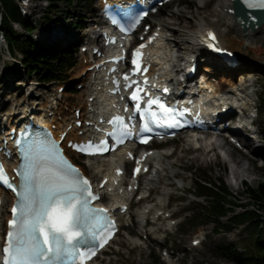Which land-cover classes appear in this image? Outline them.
Returning <instances> with one entry per match:
<instances>
[{"label":"rangeland","instance_id":"374dc122","mask_svg":"<svg viewBox=\"0 0 264 264\" xmlns=\"http://www.w3.org/2000/svg\"><path fill=\"white\" fill-rule=\"evenodd\" d=\"M220 1L173 0L161 8L164 13L160 15L156 13L152 16V23L155 27L158 24H163L174 29L192 30L197 26L196 21L205 15L206 22L213 25L221 37L227 38L229 43L233 42L236 45L229 44V46L237 47L238 42H242L243 37L223 21H219L220 17L214 9ZM48 4L47 0H31L29 2L30 19L36 29L29 34L20 32L24 34L22 40L30 36L41 44L59 45L64 48L78 42L77 50L75 51L76 47L72 49L75 51V53L73 52L74 57L77 58L73 57L72 60L76 63L61 74L62 77L65 76L64 79L42 82L38 73L32 72L30 67L23 66L21 51L17 50L12 55L7 43L3 41V59L0 67V93H2L0 104L6 100V103L4 102L5 107L1 106L0 108V113H2L0 128L3 131L12 129L11 123L7 122L6 115H4L12 106L11 101H7L9 96L10 98L11 96L16 97L18 101L20 100L24 104L25 98L30 97L29 87H33L31 90L36 88V92H38L37 90L44 92L46 99H54V102L57 100L53 95L58 91L62 100L61 104H57L62 110L61 117L72 116L76 107L84 108V102L88 97L90 99L88 95L91 92H85L84 85L87 74L83 72L84 66L88 64L84 56L88 57L89 55L82 51V47L85 40L93 36L95 38L96 33H89V30L77 28L72 23L81 18L86 23V27H92L91 25L99 19L97 16L99 3L93 0V4L89 3V6H85L86 2H83L84 6L80 4L74 6L69 4L67 0H61L58 2L61 10L50 12L52 19H54L50 25L42 18ZM178 17H181L182 20H179ZM94 26L97 27L95 24ZM16 31L19 30L16 29ZM183 32V30L177 34L169 32L168 37L179 40ZM189 51L190 47L185 45V48H182L177 54H183L180 58H187ZM234 51L238 52L235 49ZM243 51L246 58L243 60V54L238 52L240 60L238 68L227 66L225 68L227 70L226 75L223 73L216 74L213 80L221 83L225 76V79L236 83L235 85L241 93L240 97H244L241 101L243 105L247 103L254 108L253 112L261 107L262 113L256 119L258 137L252 140L253 145L242 150L226 140L228 145L219 148L217 152L211 153L205 159L197 158V151L189 143V139H192L193 135L185 134L172 142V146L168 145L166 148L159 147L156 149L165 155L170 151L163 160V165L167 168L162 183L147 186V189L152 190V195L148 199L140 200L139 192H137L131 200L130 213L121 218L123 225L121 232L112 246L94 264H238L228 254L219 252L217 249L224 246V243L234 241L239 244L238 250L244 251L245 242L248 243L252 240L251 232L245 228V225L235 227L231 231L224 228L216 231L214 218L204 216L207 214L209 204L206 199L197 197L194 190L196 188L195 180L199 176L213 178L217 183H220L218 178L222 177L228 189L238 197L240 202L250 201L253 203V199L246 193L247 188H255L264 182V100H262L264 97V34L248 40ZM203 58L207 59V56ZM203 58L201 60H204ZM185 60L181 61L184 63ZM208 64H212V62L208 61ZM23 86L26 87L21 91ZM62 87L64 90L60 91ZM19 89L20 91H18ZM38 96L39 94L36 95V97ZM33 99L34 96H31L29 101L32 102ZM238 110L239 108L234 113H238ZM61 117L59 121H61ZM250 135L256 136L255 133H250ZM242 138L244 139V137ZM204 143H206L205 140ZM229 147L234 149L236 155H240L238 164L234 162V156ZM172 151L173 153H171ZM77 161L83 164L89 175L99 179V176H93L94 166L89 163L90 159L81 157ZM234 168L238 170L241 177L236 178L234 176ZM147 175L148 173L140 178V183L143 184L147 180ZM160 200L163 201V205L158 203ZM106 202L112 203L111 197L107 198ZM147 205H151L153 209L147 212V224L144 225V223L138 222V218ZM159 208H162L161 216H157V209ZM2 211L0 231L1 228L3 231L6 228L5 219L8 208L4 207ZM237 211L242 212L243 209L238 208ZM170 213L172 216L168 217L167 215ZM227 218V216L224 217L223 221H226ZM195 238L200 240L197 245L192 243ZM246 263L252 264L249 261Z\"/></svg>","mask_w":264,"mask_h":264},{"label":"snow or ice","instance_id":"6c2138e0","mask_svg":"<svg viewBox=\"0 0 264 264\" xmlns=\"http://www.w3.org/2000/svg\"><path fill=\"white\" fill-rule=\"evenodd\" d=\"M241 2L249 9H264V0ZM214 41L215 35L208 32L204 42L221 51ZM133 55L139 57L141 53L137 50ZM132 63L139 70L138 60L134 58ZM132 99L139 101L140 97L133 93ZM148 104L157 105L165 117L172 112L158 100H149ZM136 108L139 109V103ZM151 115L155 117L156 114ZM109 123L119 126L117 131L121 136L131 134L122 117ZM144 128L149 130L147 125ZM91 147L78 150L87 152ZM22 156V171L18 172L23 179L22 190L17 192L18 203L12 208L13 219L9 221L10 231L0 264H84L95 254L97 240L102 247L110 238L107 234L99 235L102 229L114 227L112 222H102L101 214L106 210L90 207V202L98 197L92 194L89 182L79 170L56 151L54 143L29 145ZM0 183L12 187L2 164ZM81 247L85 251L81 252Z\"/></svg>","mask_w":264,"mask_h":264},{"label":"bare ground","instance_id":"6f19581e","mask_svg":"<svg viewBox=\"0 0 264 264\" xmlns=\"http://www.w3.org/2000/svg\"><path fill=\"white\" fill-rule=\"evenodd\" d=\"M230 8H232V1L231 0H221L218 6L214 9L215 13L218 14L220 17L219 21H223L226 25L234 29L235 31L239 32L240 35H242L243 40L242 42H238L237 47H230V45L236 46L235 43L228 41V39L221 37L222 44L225 48L237 50L239 53L243 54V60H245L246 55L243 51L244 46L247 44V41L250 39H253L257 37L258 35L262 36L264 34V22L262 25H260L257 29L252 30L249 28L247 32L238 24L236 21V17L234 13L230 12ZM179 20H182L181 17H178ZM185 21V20H184ZM163 27V30H161V37L157 40V43L153 46H150L148 48L147 53V60L151 64V71L148 74H156L158 77V80L162 79H171L174 76V71H176V67H181L184 65V63H180L181 60L186 59L185 65L187 64L188 60H190L195 54L199 52H203L204 46L201 44V34L206 31L208 28H214L213 25H209L206 22L205 15L200 17L196 21V28L192 30H185V29H174L173 27H170L168 25L160 24ZM92 27H88L89 33H97L95 26L91 25ZM14 27L16 29H21V26L18 23H14ZM158 30V29H157ZM183 30L182 36L179 40L172 39L168 37L169 32H173L177 34V32ZM97 33L98 38L101 37V30ZM58 34V33H57ZM2 42L4 41L3 35H1ZM232 41V40H231ZM87 45V44H86ZM185 45H188L190 47L189 55H187L183 58H180L183 56V54H177L180 52L182 48H185ZM93 48H90V56L96 58L97 55L93 54L92 52ZM105 52H113L114 48H104ZM9 54L6 56V59L8 58ZM88 58L87 56H85ZM106 57H100L98 60L91 62L84 66L83 72L88 73V76L86 78V81L84 83L85 85V92H91L88 96H92L93 100L90 101V99H86L84 102V108L85 112L93 115L95 121L99 120L101 117L104 116L106 112H108L113 106H116L117 102L116 99L113 97H110L106 92V71L101 69L100 67L97 68V63L99 61H105ZM215 61L213 65H207V67H202L203 70V76L205 77V80L203 84L198 85L199 88H190L189 91L198 92V94L202 95L204 99L211 100L216 105L219 104H230L232 107L234 104L237 103V101H240V99H237L236 95H241L239 92V88H237L235 85L236 83L232 80H227L224 78L221 80V83L214 82L213 77L216 74L223 73L227 70H225V65L221 61ZM94 65V69L90 70V66ZM104 66V65H103ZM187 66V65H186ZM90 70V71H89ZM226 75V74H225ZM232 79V78H231ZM30 83V82H29ZM28 85V84H26ZM100 85H103V92L100 90ZM26 86H23L21 88V91L25 89ZM33 87H29V94L30 97L34 96V99L32 102L29 101L30 97L25 98L24 104L21 103V101L17 100L16 97L9 96L7 101H11L12 106L9 107V110L4 113L6 115L7 122L11 123V128L16 127V123L18 119H24L29 120V118L33 117L36 120L39 119L36 117V114H42L44 115L48 120V125L52 126L53 123L59 127V132H63L68 125L73 124L76 121V115L73 113L72 116H64L62 115V110L60 107H58L57 104H61L62 100L59 95V92L57 91L53 96L57 100L54 102V99H46V95L44 92H36V88L31 90ZM211 88L212 91L209 93L207 92L208 89ZM206 89V90H204ZM20 91V89L18 90ZM7 92V90H6ZM84 92V93H85ZM2 93H0L1 95ZM20 94V92H19ZM36 97V95H38ZM64 94L62 95V97ZM89 98V97H88ZM241 99H244V97H241ZM6 103V100L4 101ZM2 102L0 104V108L5 107V103ZM230 106V108L232 109ZM234 108V107H233ZM247 108V107H244ZM218 109V106L217 108ZM3 110V109H2ZM21 111V113H20ZM52 112V113H51ZM34 115V116H33ZM2 113H0V120H2ZM4 117V116H3ZM61 117V121L60 120ZM75 118V119H74ZM90 119V118H88ZM44 122V121H43ZM82 129V128H80ZM78 130L74 131L73 129L69 131V137L77 136ZM90 128L87 130H83V133L86 134ZM10 131V130H9ZM239 129H236V132H238ZM9 133V132H7ZM80 138H85L83 136H79ZM204 140L206 143H204ZM227 139L222 136L221 134H214L206 133L205 137H198L197 139H189V143L192 144L197 151V158H207L208 155H210L213 152H217L219 148H223L226 145H228ZM250 137L246 138V144H251ZM230 151L231 154L233 153L234 156V162L237 164L240 162L238 157L240 155H236V152L233 151L231 147ZM256 150V149H255ZM170 152L161 153L160 151H153L146 153V159L145 161H149L152 165L150 172L148 173L147 180L142 184V191L147 190V186L150 184H160L162 183L163 175L166 171L167 166L163 165V160L165 156H168ZM89 163L94 166V175L93 176H99V181L105 178L110 177L109 182L107 183L106 187L103 189L104 197L107 199L111 197V200L114 201L111 203V206H115L116 202H120L121 200H129L131 198L132 189L129 188V185L131 187H134L136 185V182H129L125 185L122 183L123 178L121 180H118V178H115L113 176V169L114 166L118 165L119 163L123 162L127 165V161L124 159V156L121 155V153L117 155H107L104 157H93L89 158ZM18 163V160L15 161H9V165L16 166ZM233 174L236 178L239 176L241 177V174L236 170V168L233 169ZM164 182V180H163ZM124 186V187H123ZM8 194H6L7 198ZM116 201V202H115ZM162 200H160L158 203L160 205L162 204ZM116 208V207H115ZM153 207L151 205H147L143 208V211L141 212L140 218H138V222L143 223L147 218V212L149 210H152ZM160 210L162 208L157 209V214L160 213ZM0 212V218H1ZM9 217V215L7 216ZM159 218V217H158Z\"/></svg>","mask_w":264,"mask_h":264},{"label":"trees","instance_id":"16d2710c","mask_svg":"<svg viewBox=\"0 0 264 264\" xmlns=\"http://www.w3.org/2000/svg\"><path fill=\"white\" fill-rule=\"evenodd\" d=\"M49 2L47 10L44 11L42 18L50 25L54 21L51 11H60L61 7L58 2L61 0H47ZM69 4L89 6L93 4V0H67ZM78 2V3H77ZM13 22L20 23L28 34L36 29L33 22L25 17L18 0H0V35L2 34L8 44V49L12 55L18 50L21 51L24 67H30L32 72L38 73L41 81L50 82L53 80H62L61 76L67 69L73 67L76 61H73L71 44L68 47L59 45H45L38 42L33 37H25L22 40L23 33L17 32L13 26ZM77 27H82V19L73 22ZM0 42V67L2 66L3 50ZM264 100V97H262ZM262 113L261 107L258 108ZM217 183L213 178L207 176H199L196 182V194L203 197L209 204L207 207L206 218H214L216 221V231L224 228L231 231L235 227L245 225L251 234L252 240L245 242L244 251H239V244L234 241L224 243V246L217 249L219 252L228 254V256L238 264H264V182L257 187H248L246 193L253 199V203L240 202L238 197L234 195L227 187L222 177L218 178ZM237 207H243L242 212L235 211ZM229 214V215H228ZM228 217L223 221L224 217ZM222 249V250H221ZM251 261V262H250ZM218 264V263H211Z\"/></svg>","mask_w":264,"mask_h":264},{"label":"water","instance_id":"95a60500","mask_svg":"<svg viewBox=\"0 0 264 264\" xmlns=\"http://www.w3.org/2000/svg\"><path fill=\"white\" fill-rule=\"evenodd\" d=\"M234 7L236 9V17L239 21V23L244 27H252L256 28L257 26H260L264 21V15L260 12H251L247 9H245L239 0L235 1ZM255 15L257 19H252L250 16Z\"/></svg>","mask_w":264,"mask_h":264}]
</instances>
